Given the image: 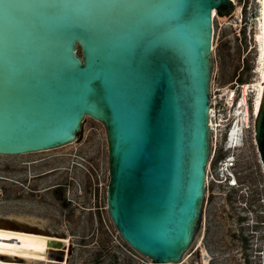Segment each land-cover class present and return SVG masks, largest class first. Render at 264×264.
I'll list each match as a JSON object with an SVG mask.
<instances>
[{
  "label": "water",
  "instance_id": "1",
  "mask_svg": "<svg viewBox=\"0 0 264 264\" xmlns=\"http://www.w3.org/2000/svg\"><path fill=\"white\" fill-rule=\"evenodd\" d=\"M129 2L0 0V154L55 149L76 141L87 117L103 122L113 223L156 264L178 263L206 195L214 11L232 1L148 0L183 2L184 26L174 45L124 56L113 42L134 13L94 9L74 23L73 13L6 8ZM254 132L264 167V93Z\"/></svg>",
  "mask_w": 264,
  "mask_h": 264
},
{
  "label": "rangeland",
  "instance_id": "2",
  "mask_svg": "<svg viewBox=\"0 0 264 264\" xmlns=\"http://www.w3.org/2000/svg\"><path fill=\"white\" fill-rule=\"evenodd\" d=\"M258 4V0H236L216 14L212 66L216 85L236 75L243 83L257 78L258 39L254 30L251 39L245 32L240 37L239 31L241 14L250 20L252 13H258ZM242 140L243 145L232 151L236 160L229 167L241 185L230 186L228 176L220 177L224 172L211 156V178L193 240L184 261L174 264H206L205 259L208 264H264V167L253 128L244 129ZM228 152L219 146L217 159ZM108 182L106 129L103 122L87 117L73 143L0 154V227L23 225L47 233L54 238L49 259L66 258L67 264L157 263L126 242L113 223ZM63 237L70 239L68 253L64 243L55 240ZM7 258L16 261L14 256ZM49 262L34 264H56Z\"/></svg>",
  "mask_w": 264,
  "mask_h": 264
},
{
  "label": "bare ground",
  "instance_id": "3",
  "mask_svg": "<svg viewBox=\"0 0 264 264\" xmlns=\"http://www.w3.org/2000/svg\"><path fill=\"white\" fill-rule=\"evenodd\" d=\"M233 4V1L231 0ZM258 17L254 19L253 25L250 27L252 30H254V34L256 35L258 42L257 45L259 47V57H258V67L256 68V72L258 73L257 78L255 80H252L247 83H243L242 90L240 92V95L242 96L238 100V104L235 105V107L231 110L230 115V122L235 120L233 129L231 131L227 132V136L231 135L233 138L231 145L225 144L228 149L226 151H229L227 156H230L228 158L229 161H234L235 154L232 153V151L238 149L243 144L242 135H243V129L245 124H249L252 122V126L254 129V124L256 122V119L260 113L261 109V103L264 93V2H261V0H258ZM242 11V9H241ZM239 8L237 9L236 13L239 14ZM243 13V12H242ZM215 17L217 14V11H214ZM218 17V16H217ZM243 14H241L240 19H243ZM241 21V20H240ZM241 30V29H240ZM216 32V28H215ZM253 32V31H252ZM215 34H214V41H213V48H212V65H213V57L215 53ZM252 50V48H251ZM221 87L220 90L222 91L224 88L223 85H216L215 80H213V76L211 77V90L216 87ZM224 93L227 92V89L223 90ZM253 91L255 92L254 96L252 95L251 104L249 103L248 96L250 94H253ZM233 92H228V95ZM230 99V98H229ZM230 102V101H229ZM241 122V123H239ZM215 127L214 122L211 124ZM219 126L224 128L225 124H218ZM216 133L214 132V135H212L211 138V155L210 160L207 166V181H206V195L207 196V185L210 179V168H211V156H212V145L215 143L217 144L219 134V129L216 128ZM216 135V136H215ZM255 139V134H254ZM256 141V139H255ZM257 143V142H256ZM224 146V147H225ZM223 147V149H224ZM259 151V150H258ZM260 154V152H259ZM261 157V156H260ZM262 160V159H261ZM233 162H227L223 163V167H219V171H223L224 174H220V177L229 176V172L231 173V170H229V167L232 166ZM219 172V173H220ZM233 172V171H232ZM228 179V177H227ZM230 179H232V182H228L230 186H239V181L235 174H232ZM228 181V180H227ZM205 201V200H204ZM264 225V223H263ZM0 246H3L0 248V264H34L37 263V260L44 261V260H50L52 263H64L67 264V259L63 258V260H55V259H49L48 251H50L51 247V241L54 240L53 237H50L47 233L41 232L35 229H31V227L28 226H17V225H11L10 227H0ZM12 233H23L22 237H18L16 235H11ZM56 241H64L66 252L69 251V245H70V239L67 237L63 238H57ZM188 250H186L180 259L179 262H183L185 255ZM260 253V252H259ZM14 256L16 258V261H13L8 256ZM67 257V256H66ZM155 262V260H152ZM49 262V263H51ZM205 263L208 264V260L205 259ZM150 264H156V263H150ZM163 264H174L173 262H166Z\"/></svg>",
  "mask_w": 264,
  "mask_h": 264
},
{
  "label": "snow or ice",
  "instance_id": "4",
  "mask_svg": "<svg viewBox=\"0 0 264 264\" xmlns=\"http://www.w3.org/2000/svg\"><path fill=\"white\" fill-rule=\"evenodd\" d=\"M264 2V0H261ZM12 8L44 7L60 13L75 14L74 23H78L81 17H87L94 9H122L135 14L129 24L122 25L123 31L113 42L114 49L122 56L134 55L137 50H148L150 48H165L174 45V38L181 26H184L183 2L175 3H153L148 0H131L124 4H85V3H64L50 5H12ZM174 20L169 23V20ZM88 31L91 38L96 41L94 25L89 20ZM2 234V233H0ZM22 237L23 233H12ZM3 246H0L2 248Z\"/></svg>",
  "mask_w": 264,
  "mask_h": 264
},
{
  "label": "built area",
  "instance_id": "5",
  "mask_svg": "<svg viewBox=\"0 0 264 264\" xmlns=\"http://www.w3.org/2000/svg\"><path fill=\"white\" fill-rule=\"evenodd\" d=\"M218 13L219 12L217 11V14ZM256 17H258V13H252L250 20H248L245 17V15H244L243 19H240L241 20L240 21L241 30L239 31L240 37H242L243 32H245L246 36L248 38L250 37V39H251L252 29L250 27L253 25L252 23ZM250 50H251V48H249L247 50V52H249ZM242 86H243V81H240V75H236L232 80L223 84L222 88L227 89L226 93H224V91H223L224 89L221 91L220 90L221 87H218V86L216 88L212 89L211 93H210L211 101H210V121H209V123H210L211 138H212V135H214V132L216 133L215 129L216 128L219 129V131H218V134H219L218 145L216 143L214 145H212V149H213L212 150V156H215V158H216L215 161H216V164H218L217 165L218 168L223 167V165H221L222 162L224 164L227 162H233L232 166H234V161L236 160V159H234V161H229L228 158H230V156H227V155H225L223 158L217 159V153H218L219 146H221V148H222V150H224V152H227L226 150L228 149V147H226L225 144L227 143V144L231 145L232 142H234L232 140L233 138L231 137V135L227 136V132H228V129H229V131H231V129H233V125H234L235 120L230 122L231 110L235 107L236 104H238V100L242 97L240 95V92L242 90ZM228 92H233V93H230V95H228ZM248 99H249L248 100L249 103L251 104V96L250 95L248 96ZM212 122H214L217 125H215V127L212 126L211 125ZM239 123H241V122H239ZM218 124H225V126L222 129V127L219 126ZM245 127L253 128L252 122H250L249 124H245ZM253 132H254V129H253ZM254 134H255V132H254ZM223 147H224V149H223ZM210 155H211V153H210ZM214 163L215 162H213V164ZM229 174L232 175L233 172L231 171V173L229 172ZM231 175L228 176V179H227L228 182L233 181L232 179H230ZM210 176H211V172H210ZM261 213L264 214V210H262ZM263 223H264V221H262V224Z\"/></svg>",
  "mask_w": 264,
  "mask_h": 264
},
{
  "label": "flooded vegetation",
  "instance_id": "6",
  "mask_svg": "<svg viewBox=\"0 0 264 264\" xmlns=\"http://www.w3.org/2000/svg\"><path fill=\"white\" fill-rule=\"evenodd\" d=\"M227 155V154H226ZM240 183V182H239ZM239 185H241V184H239ZM59 242H63L64 243V241H59ZM64 248H65V245H64ZM61 264H64V263H61Z\"/></svg>",
  "mask_w": 264,
  "mask_h": 264
},
{
  "label": "clouds",
  "instance_id": "7",
  "mask_svg": "<svg viewBox=\"0 0 264 264\" xmlns=\"http://www.w3.org/2000/svg\"><path fill=\"white\" fill-rule=\"evenodd\" d=\"M246 128H247V127L244 126V129H246ZM244 129H243V132H244ZM233 174H235V173H233ZM229 175H231V174H229Z\"/></svg>",
  "mask_w": 264,
  "mask_h": 264
},
{
  "label": "trees",
  "instance_id": "8",
  "mask_svg": "<svg viewBox=\"0 0 264 264\" xmlns=\"http://www.w3.org/2000/svg\"><path fill=\"white\" fill-rule=\"evenodd\" d=\"M219 14H222V11H219ZM245 83V82H244ZM247 83V82H246Z\"/></svg>",
  "mask_w": 264,
  "mask_h": 264
}]
</instances>
